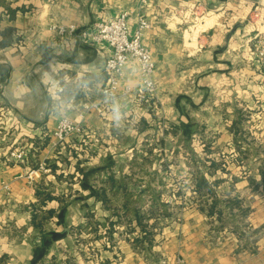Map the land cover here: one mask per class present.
Here are the masks:
<instances>
[{"label": "crops", "instance_id": "obj_1", "mask_svg": "<svg viewBox=\"0 0 264 264\" xmlns=\"http://www.w3.org/2000/svg\"><path fill=\"white\" fill-rule=\"evenodd\" d=\"M124 10L131 33L140 16L152 24L156 93L85 112L112 48L79 33ZM263 12L264 0H0V264H264ZM124 83L142 86L134 60ZM64 114L83 132L55 145Z\"/></svg>", "mask_w": 264, "mask_h": 264}, {"label": "built area", "instance_id": "obj_2", "mask_svg": "<svg viewBox=\"0 0 264 264\" xmlns=\"http://www.w3.org/2000/svg\"><path fill=\"white\" fill-rule=\"evenodd\" d=\"M130 16L131 13L128 10H124L115 17L96 21L92 27L83 29L79 33V36L84 40L96 44L106 42L112 48V52L106 58L104 64L107 79L101 89L103 96L87 102L84 106L85 112L105 110L118 97L130 96L132 94L148 96L149 94L154 95L156 93L157 85L154 80L156 63L152 51L142 41L144 31L150 28L152 24L145 16H140L135 32L131 33ZM52 28L60 35L77 33V26L75 24H53ZM258 41L260 47L258 55L264 58V34ZM130 60H134L140 70L142 86L136 92L131 85L124 83L127 64ZM81 115L83 116L84 114L82 113ZM82 132L83 125L81 120L71 119L67 114H64L52 132L53 142L55 145H58L72 135ZM11 156L14 159L23 161L26 157V150L24 148L14 150L11 152ZM40 169L45 172L50 170L45 164L41 165ZM4 188L9 189V185L5 183ZM179 264H185V261L181 259L179 260Z\"/></svg>", "mask_w": 264, "mask_h": 264}, {"label": "trees", "instance_id": "obj_3", "mask_svg": "<svg viewBox=\"0 0 264 264\" xmlns=\"http://www.w3.org/2000/svg\"><path fill=\"white\" fill-rule=\"evenodd\" d=\"M206 184H207V183H206V179H205V178L202 177V178H199V179H198V182H197V186H198V188L201 187V186H204V185H206ZM196 190H197V189H196ZM135 214L137 215V217L140 216L138 210H136Z\"/></svg>", "mask_w": 264, "mask_h": 264}, {"label": "rangeland", "instance_id": "obj_4", "mask_svg": "<svg viewBox=\"0 0 264 264\" xmlns=\"http://www.w3.org/2000/svg\"><path fill=\"white\" fill-rule=\"evenodd\" d=\"M182 183L184 182V181H181ZM75 256V255H74ZM74 256H70L69 258L71 259L70 261H69V264H77V262L75 261V258L76 257H74Z\"/></svg>", "mask_w": 264, "mask_h": 264}, {"label": "bare ground", "instance_id": "obj_5", "mask_svg": "<svg viewBox=\"0 0 264 264\" xmlns=\"http://www.w3.org/2000/svg\"><path fill=\"white\" fill-rule=\"evenodd\" d=\"M204 17V16H203Z\"/></svg>", "mask_w": 264, "mask_h": 264}]
</instances>
